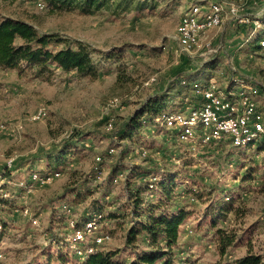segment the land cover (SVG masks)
I'll return each mask as SVG.
<instances>
[{
    "label": "rangeland",
    "instance_id": "374dc122",
    "mask_svg": "<svg viewBox=\"0 0 264 264\" xmlns=\"http://www.w3.org/2000/svg\"><path fill=\"white\" fill-rule=\"evenodd\" d=\"M138 1L139 9L123 13L84 14L51 12L42 0H0V18L26 21L73 49L82 45L97 72L81 77L50 64L49 71L37 76L36 67L27 64L0 68V264L81 262L67 241V221L97 212L103 216L102 231L110 236L99 251L116 252L118 260L128 262L133 253L124 248L125 235L133 216L127 202L136 192L140 209L160 204L158 211L182 208L187 214L172 264H219L248 253L264 255V138L244 148L227 141L191 147L155 123L120 137L124 124L149 97L172 86L162 112L178 111L185 99L195 105L194 88L211 78L222 91L234 79L257 84L253 100L264 120V51L258 46L264 19L260 28H248V36L246 28L230 22L201 36L198 47L180 52L175 29L198 0ZM240 14L260 21L264 0H246ZM205 57L211 58L212 68L201 67ZM197 70L201 78L187 79ZM40 108L46 117L31 121ZM109 148L114 149L111 155ZM56 151L60 154L47 157ZM51 159L60 177L37 186L31 174L50 172ZM113 168L119 171L116 176ZM141 170L144 175L131 178L130 198L127 175ZM153 177L156 186L149 189ZM170 180L166 200L159 184ZM111 212L116 219L108 218ZM217 230L223 231L221 236ZM226 236L234 241L222 255L220 238ZM135 244L139 251L146 249V235L139 234Z\"/></svg>",
    "mask_w": 264,
    "mask_h": 264
},
{
    "label": "trees",
    "instance_id": "16d2710c",
    "mask_svg": "<svg viewBox=\"0 0 264 264\" xmlns=\"http://www.w3.org/2000/svg\"><path fill=\"white\" fill-rule=\"evenodd\" d=\"M51 9V12H62L77 10L81 13H94L99 11H108L113 14L123 13L128 11L131 7L133 9H139L138 0H42ZM134 5V6H133ZM262 19L260 22L262 23ZM247 27L246 29L248 30ZM250 31H246L248 36ZM62 45L63 47L51 50V47ZM258 47V46H257ZM20 64H27L29 66L36 67V75L41 76L43 73L49 71L48 65H55L64 71L73 70L78 76L81 77H95L97 76L96 66L91 58L90 52L82 45H77L75 49L71 48L65 40H62L55 34H40L33 25L26 21L13 19L9 17L0 18V68L3 69H15ZM201 67L210 69L213 67L211 59L208 62L202 63ZM201 72L198 70L190 73L187 76L189 80H195L201 78ZM253 84L257 89L259 87L254 82H246ZM260 86V84H259ZM262 87H260L261 89ZM168 87L163 92L155 94L149 97L142 104L140 109L124 124L121 139L130 137L132 131L139 130L148 124L154 123L156 115L163 113L165 105L167 104L169 95L172 90ZM158 126V125H157ZM174 133V132H173ZM80 137V136H79ZM82 139V138H80ZM81 141V140H80ZM74 143L65 145L64 149L74 147ZM60 152L56 151L53 154H48V158L53 155H58ZM56 157V156H55ZM49 165V171H55L52 167L55 166L54 161L51 159ZM101 162H96V165H100ZM116 168H113L111 174H118ZM144 171L141 170L137 173L130 172L127 175L125 182V188L128 191L129 197L131 194V178L135 176L144 175ZM174 180H170L169 184L166 182L159 184V190L166 200L169 198V192L171 189V183ZM168 185V186H167ZM131 186V187H130ZM135 191V190H134ZM138 191V189H136ZM138 192L135 194V198L131 202H127L131 207V214L133 216V224L128 228L125 235L126 250H131L133 257L128 261H120L116 258L117 253L112 251L90 254L82 259L81 262L74 264H172V249L176 247L179 238V226L183 220L187 217L185 211L180 208L176 211L165 212L158 211L160 204L149 205L145 209L139 208V199L137 197ZM130 197V198H131ZM97 202V201H94ZM100 207V206H99ZM97 209L96 207L93 208ZM211 207L208 208L210 210ZM221 209V207H220ZM109 214V219H116L117 216ZM95 215H101L99 212L91 213L86 217V214L82 219L76 220V225L89 220ZM103 216L101 215V222ZM118 220V219H117ZM222 230H217V234L221 236ZM139 234H145L147 237V248L139 251L138 244H135L136 237ZM234 241L233 236H226L220 238V252L223 255L226 249ZM219 264H264V255L248 253L240 258H237L233 262H224Z\"/></svg>",
    "mask_w": 264,
    "mask_h": 264
},
{
    "label": "built area",
    "instance_id": "2783aa9c",
    "mask_svg": "<svg viewBox=\"0 0 264 264\" xmlns=\"http://www.w3.org/2000/svg\"><path fill=\"white\" fill-rule=\"evenodd\" d=\"M244 2L246 0H198L190 5L180 16L173 36L178 51L189 52L198 47L201 36L230 22L242 28H260L259 20L240 14ZM258 46L264 51V38L258 42ZM210 59L205 57L202 62ZM234 82L231 88L222 91L214 79H209L201 88H194L193 95L197 94L194 96L198 99L195 105L185 99L181 109L156 115L154 123L174 132L178 143L191 147L227 141L232 147L244 148L258 142L264 138V120L253 100L258 89L242 80L234 79ZM237 87L241 89L240 93H236ZM45 117L46 111L40 108L31 115L30 120L35 122ZM112 153L114 149L109 148L107 154ZM145 155L144 151L140 153L143 158ZM100 161L101 157H96V162ZM59 177L57 170L44 174L33 172L30 180L37 186H45ZM149 181L148 187L153 189L157 178H149ZM67 208L64 206V209ZM100 220L101 215H95L78 226L76 220L67 221L71 230L67 241L78 258L83 259L98 252L109 240L108 233L101 229ZM32 222L36 224L35 219Z\"/></svg>",
    "mask_w": 264,
    "mask_h": 264
}]
</instances>
